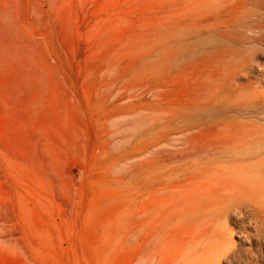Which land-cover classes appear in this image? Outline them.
Listing matches in <instances>:
<instances>
[{"label":"rangeland","instance_id":"rangeland-1","mask_svg":"<svg viewBox=\"0 0 264 264\" xmlns=\"http://www.w3.org/2000/svg\"><path fill=\"white\" fill-rule=\"evenodd\" d=\"M260 21L0 0V264H264Z\"/></svg>","mask_w":264,"mask_h":264},{"label":"bare ground","instance_id":"bare-ground-1","mask_svg":"<svg viewBox=\"0 0 264 264\" xmlns=\"http://www.w3.org/2000/svg\"><path fill=\"white\" fill-rule=\"evenodd\" d=\"M257 25L260 28H264V24L261 21L260 22H257ZM254 40L260 41L261 40V35H259L258 37H256ZM232 43H233V41H232ZM262 102H263V105H262V109H261V112H260V116H264V100Z\"/></svg>","mask_w":264,"mask_h":264}]
</instances>
